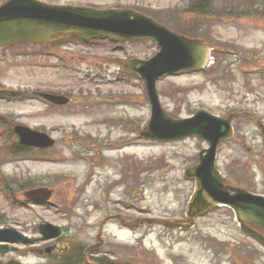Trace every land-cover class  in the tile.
<instances>
[{
  "label": "rangeland",
  "instance_id": "rangeland-1",
  "mask_svg": "<svg viewBox=\"0 0 264 264\" xmlns=\"http://www.w3.org/2000/svg\"><path fill=\"white\" fill-rule=\"evenodd\" d=\"M3 1L0 0V3ZM43 1L80 6L95 4L104 7L102 9L139 6L148 11H156L165 18L166 14L171 13L172 16L187 18L195 27L202 20L193 13L184 12L192 0ZM214 2L219 14L216 20L208 23L209 28L202 33L205 36L203 38L212 45L220 47L222 51H240L243 53L241 59L246 56L251 57L256 62V66H263L264 18L262 20L255 18L231 20L226 17L225 13L236 7L243 9L261 6L264 0H214ZM118 47L109 42L65 47L64 49L71 51V55L74 56L73 63L69 67L73 64L74 66L71 67L72 69L59 71L49 67L53 60H47L37 54L40 51L38 45L2 51L0 52V93L10 88L38 93L46 91L48 87L61 89L80 87L86 90L85 92L91 91L94 94L100 88L98 84H103L106 75L109 73H113L115 77L118 74L121 75L119 71L123 69L122 64L113 63L115 60L111 58L123 59L134 55L144 59L153 56L158 50L156 44L150 39L128 42L124 49H118ZM91 56H95L94 59ZM96 57H103V60ZM215 61V71L209 74L180 73L162 78L158 84V91L163 109L168 114H175L178 118L191 116L200 108H205L220 116L226 115L230 109H236V107L249 109L254 107L264 113V78H245L240 70L235 73L227 72L230 68L236 69L238 65L236 56L220 54L216 56ZM98 63L107 70L98 72L94 70L96 72L93 76L96 74L95 76H99L100 79L96 80L97 77H95L93 83L88 76L91 75L88 73L93 70L88 67L94 68ZM223 70H227V73L224 74ZM85 77L86 80L80 79ZM248 80L254 87L252 91L246 87L249 84ZM114 91L128 93V101L133 99L135 102L130 101L124 105L110 107L105 103H94L93 100H85V104H81L79 100L82 98H80L76 105L57 108L47 107L41 99L34 96L30 99L0 100V114L7 122L5 129L8 130L9 126L13 129L16 125H25L37 131L46 130L54 138L55 145L53 144L52 149H49V155L41 158L44 160L17 161L10 157L4 158L8 148L10 151L16 149L17 136L13 133L9 141L8 136L5 138V135L0 132V160L5 163L0 165V175L15 189L17 196L20 195L19 199L26 198L25 191L49 187L53 190L51 199L73 212L74 223L71 226L73 228L71 232H68H70L71 248L75 251V255L66 258L69 264H84L87 259L92 260L91 251L88 249L94 247L91 243L94 242L97 230H94L87 222L98 221L103 215L92 213L95 211L92 209L93 202H100L115 210H121L112 200L123 198L129 204L137 203L141 209L156 216H177L182 213L194 190V183L186 181L183 172L187 166L196 163L200 150L206 147V144L196 137L173 143L142 141L138 132L141 128L144 129L150 118V106L144 97L143 83L136 77H131L130 82L126 78L123 83L117 81ZM74 110L76 113L78 111L82 113L75 114ZM119 115L133 119V126L123 127L136 129L133 132L135 134L133 139L139 140L141 144L122 153L124 156L126 153L133 156L130 158V169H135H126L124 166L127 167V163L122 165L120 163L117 166L109 159L110 166L95 167L92 178L88 182L89 185L82 186L78 190L76 187L81 184L83 177L88 175L89 170L84 161L78 160L75 154L71 153L72 148L68 140H71L73 148L80 150V153H83L80 144L72 140L76 134L80 136L91 133L96 138L111 134L112 142L118 141L121 137L130 140L133 137L131 134L126 135L121 130L122 128H117L110 123L112 118L115 119L114 117ZM234 127L239 129V131L236 130V135L239 132L244 143L258 149L259 152L262 151V138L259 136L255 123L248 119H241L234 124ZM72 132L74 133L71 134ZM5 142L7 145L1 146ZM244 150L248 149L244 148ZM244 150L233 142L221 144L218 167L222 171L230 168L232 157L240 154L247 160L248 153ZM28 152L38 154L32 149ZM106 152L109 154L110 151L106 150ZM263 158L259 159L258 155H255L254 159L261 163L251 161L246 166L250 168L251 164H256L254 166L258 179L256 190L260 194L264 193ZM128 182L130 183L127 184ZM94 185L95 188H92ZM107 185H109V190L114 191L112 200H107L110 193L107 190L103 191V188L107 189ZM83 188L85 192H82V197L76 198L75 194ZM129 189H134L136 196L140 195V197L135 200L136 197L123 195V192ZM96 192L101 193L103 198L99 199ZM3 212L7 214V224H11L12 227L30 237L36 236L30 228L38 224L41 219L64 222L54 217L51 210L41 206H33L29 209L11 207L5 196L0 193L1 217ZM128 215H136V213L131 211ZM2 222L5 223L0 220V223ZM198 223V231L189 234L167 232L162 228H156L145 238V245L150 251L136 246L131 247L134 239L129 232L118 228L115 224L109 225L102 236L99 250L102 249L103 253L109 252L108 254H111L114 259L119 257L120 261L117 264H264V248L244 236L224 208L198 220ZM154 246H157V249L151 251ZM77 251H79L78 256ZM65 254L64 250L61 256L65 257ZM20 256L7 254L4 260L12 257L20 258L25 264H44L42 259L39 260L32 253Z\"/></svg>",
  "mask_w": 264,
  "mask_h": 264
},
{
  "label": "water",
  "instance_id": "water-1",
  "mask_svg": "<svg viewBox=\"0 0 264 264\" xmlns=\"http://www.w3.org/2000/svg\"><path fill=\"white\" fill-rule=\"evenodd\" d=\"M66 33H74L78 38L113 37L123 41L154 38L160 47L157 55L149 61L141 62L139 68L135 66L137 60L131 63V68L147 80L153 106L151 127L143 135L160 139L197 135L210 143L207 155L201 156V164L186 173L197 181V192L190 205L189 215L193 217L215 205L226 204L236 211L244 230L256 235L245 226L244 221L264 229V196L226 186L224 178L215 167L219 143L232 135L230 120L221 119L205 110H199L188 119L172 120L165 114L159 102L157 80L166 74L204 68L209 54L207 43L178 35L158 25L152 18L134 14L131 10L50 5L39 0H9L0 7V49L31 42H63L68 39L63 37L56 40L55 37L57 34ZM48 98L59 104L68 102L64 97ZM16 131L23 144L37 147L54 144L45 134L28 128L17 127ZM230 190L234 193L231 194ZM46 227L42 228L46 237L58 234ZM258 238L264 242L262 237Z\"/></svg>",
  "mask_w": 264,
  "mask_h": 264
},
{
  "label": "trees",
  "instance_id": "trees-1",
  "mask_svg": "<svg viewBox=\"0 0 264 264\" xmlns=\"http://www.w3.org/2000/svg\"><path fill=\"white\" fill-rule=\"evenodd\" d=\"M214 0H192L189 5H187L184 12L193 13L195 16L201 17L202 20L200 21L197 27L190 24L187 18H183L181 16H172L168 14V18L171 24V27L182 34H185L190 37H205L202 35L206 29L209 28V22L216 20L217 15V7L214 5ZM222 9V7L220 8ZM227 18H231V20L236 18H243V19H263L264 18V3L261 6H254L248 8H232L228 12L225 13ZM167 23L168 21H164ZM172 22V23H171ZM218 49H221L217 46ZM240 52V51H238ZM242 53V52H241ZM241 67L245 71H249L253 66H256V62L253 61L251 57H245L244 59L240 60ZM259 65V62H257ZM264 65V62H263ZM215 71V70H214Z\"/></svg>",
  "mask_w": 264,
  "mask_h": 264
},
{
  "label": "flooded vegetation",
  "instance_id": "flooded-vegetation-1",
  "mask_svg": "<svg viewBox=\"0 0 264 264\" xmlns=\"http://www.w3.org/2000/svg\"><path fill=\"white\" fill-rule=\"evenodd\" d=\"M73 57H74V56H72V55L70 56L71 59H73ZM254 112L256 113L257 111L255 110ZM262 135H263V137H264V130H263V129H262ZM243 147H244V148H247L248 151H249L252 155L255 154V151H254L253 148L248 147L246 144L244 145V143H243ZM253 161H254V159H253ZM95 212H96V211H93V214H95ZM61 245H63V242L55 243L54 246H53V250H54L55 254L58 256V258H60L57 262H58L59 264H69V263L66 261V258H69V257L61 258V254L64 252V249H63V247H62ZM92 262H93V264H98V262H97L96 260H94V261H92Z\"/></svg>",
  "mask_w": 264,
  "mask_h": 264
}]
</instances>
